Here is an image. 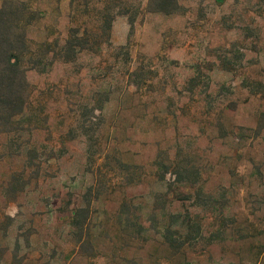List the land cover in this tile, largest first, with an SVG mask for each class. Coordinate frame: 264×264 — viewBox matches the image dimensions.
Here are the masks:
<instances>
[{
    "label": "rangeland",
    "instance_id": "obj_1",
    "mask_svg": "<svg viewBox=\"0 0 264 264\" xmlns=\"http://www.w3.org/2000/svg\"><path fill=\"white\" fill-rule=\"evenodd\" d=\"M6 1L33 15L0 264H264V0Z\"/></svg>",
    "mask_w": 264,
    "mask_h": 264
},
{
    "label": "trees",
    "instance_id": "obj_2",
    "mask_svg": "<svg viewBox=\"0 0 264 264\" xmlns=\"http://www.w3.org/2000/svg\"><path fill=\"white\" fill-rule=\"evenodd\" d=\"M179 9V0H146L145 4V11L149 13L169 15ZM26 14L32 16L33 12L13 1H6L0 9V133L10 132V127L27 113L30 104L27 70L22 64V59L29 53L26 28L30 22L23 20ZM130 20L134 22L133 17ZM105 23L111 28L110 21L105 20Z\"/></svg>",
    "mask_w": 264,
    "mask_h": 264
}]
</instances>
